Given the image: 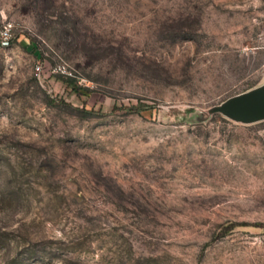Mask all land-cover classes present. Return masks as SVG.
Listing matches in <instances>:
<instances>
[{
  "label": "rangeland",
  "instance_id": "rangeland-1",
  "mask_svg": "<svg viewBox=\"0 0 264 264\" xmlns=\"http://www.w3.org/2000/svg\"><path fill=\"white\" fill-rule=\"evenodd\" d=\"M0 11V264H264V120L194 121L264 84V0Z\"/></svg>",
  "mask_w": 264,
  "mask_h": 264
},
{
  "label": "water",
  "instance_id": "water-1",
  "mask_svg": "<svg viewBox=\"0 0 264 264\" xmlns=\"http://www.w3.org/2000/svg\"><path fill=\"white\" fill-rule=\"evenodd\" d=\"M213 113L245 124L264 120V84L247 92L232 96L207 113L198 111L194 121L206 118Z\"/></svg>",
  "mask_w": 264,
  "mask_h": 264
},
{
  "label": "built area",
  "instance_id": "built-area-1",
  "mask_svg": "<svg viewBox=\"0 0 264 264\" xmlns=\"http://www.w3.org/2000/svg\"><path fill=\"white\" fill-rule=\"evenodd\" d=\"M14 40V25L0 11V53L10 48ZM261 72L264 74V63L261 66Z\"/></svg>",
  "mask_w": 264,
  "mask_h": 264
},
{
  "label": "trees",
  "instance_id": "trees-1",
  "mask_svg": "<svg viewBox=\"0 0 264 264\" xmlns=\"http://www.w3.org/2000/svg\"><path fill=\"white\" fill-rule=\"evenodd\" d=\"M64 82L66 83V85L75 93L77 94H81L80 90L82 89L80 86H78L75 82V80H73L71 77H64ZM141 106V105H140ZM139 107H131L128 108V111H136L138 110ZM142 109H144L145 107H141ZM74 112L80 116L81 118H92L96 116V113L93 110H88V109H79V108H73Z\"/></svg>",
  "mask_w": 264,
  "mask_h": 264
}]
</instances>
